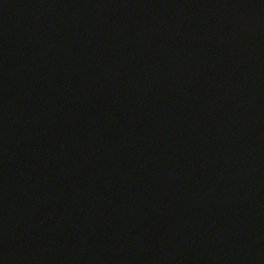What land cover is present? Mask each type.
<instances>
[{
    "label": "water",
    "instance_id": "1",
    "mask_svg": "<svg viewBox=\"0 0 264 264\" xmlns=\"http://www.w3.org/2000/svg\"><path fill=\"white\" fill-rule=\"evenodd\" d=\"M0 264H264V0H0Z\"/></svg>",
    "mask_w": 264,
    "mask_h": 264
}]
</instances>
